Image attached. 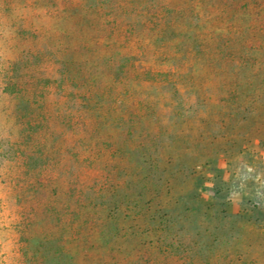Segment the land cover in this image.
Returning <instances> with one entry per match:
<instances>
[{
	"label": "rangeland",
	"instance_id": "obj_1",
	"mask_svg": "<svg viewBox=\"0 0 264 264\" xmlns=\"http://www.w3.org/2000/svg\"><path fill=\"white\" fill-rule=\"evenodd\" d=\"M0 264H264V0H0Z\"/></svg>",
	"mask_w": 264,
	"mask_h": 264
},
{
	"label": "trees",
	"instance_id": "obj_2",
	"mask_svg": "<svg viewBox=\"0 0 264 264\" xmlns=\"http://www.w3.org/2000/svg\"><path fill=\"white\" fill-rule=\"evenodd\" d=\"M143 194L144 188L136 190V192H134L133 194V198H120L115 202L113 201L109 203V219L107 220L106 225L112 224L114 222L116 223V226L121 229L133 217L140 216L148 223L157 226V228L155 227V229L152 230L148 228L150 229L148 230V232H151L150 234L154 235L155 232L158 231V226L160 227L161 224L164 223L166 211L163 210L161 206H159V204L153 203L151 202V200H145ZM144 230H146V228L137 229L133 234L139 235L140 238H144V234L146 233ZM154 243L157 247L159 245L161 248H163V245L166 242H164V240L162 241V239L158 237V239L155 240ZM171 245L174 246V243H172Z\"/></svg>",
	"mask_w": 264,
	"mask_h": 264
}]
</instances>
